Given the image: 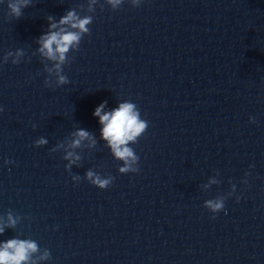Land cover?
<instances>
[{
  "label": "water",
  "instance_id": "95a60500",
  "mask_svg": "<svg viewBox=\"0 0 264 264\" xmlns=\"http://www.w3.org/2000/svg\"><path fill=\"white\" fill-rule=\"evenodd\" d=\"M8 2L0 222L15 224L0 241H34L27 264H264V0H28L19 18ZM67 9L92 19L60 85L37 38ZM102 100L133 101L148 121L129 142L137 173L99 138ZM79 128L96 144L71 147ZM68 151L80 159L66 168ZM88 169L112 184L91 185Z\"/></svg>",
  "mask_w": 264,
  "mask_h": 264
},
{
  "label": "clouds",
  "instance_id": "9594fccd",
  "mask_svg": "<svg viewBox=\"0 0 264 264\" xmlns=\"http://www.w3.org/2000/svg\"><path fill=\"white\" fill-rule=\"evenodd\" d=\"M113 8L117 7L121 0H108ZM134 5H139L140 0H132ZM28 0H9L7 8L13 16L19 18L21 10L26 6ZM90 16H79L74 9H67L59 19L49 15L47 17V31H44L37 38L39 45L37 51L52 61V65L47 70L55 72L57 83L60 85L68 83V78L62 74V65L66 60V53L70 48L79 45L83 34L89 31L87 25L91 22ZM107 100H102L92 111V116L96 118L99 125V138L105 142V146L110 149L114 158L122 160L123 163L118 168L121 174L139 172L138 161L140 157L130 146L129 142L135 143L148 127V121L141 116V112L136 103L130 100H120L114 107L108 108ZM3 109L0 108V111ZM249 122L254 123L255 118L249 116ZM88 140L89 146L96 144L93 135L84 128H79L73 133L71 147H78L82 141ZM36 145L46 144L45 138H40ZM65 159L69 168L73 163L80 159L78 154L68 151ZM10 161L5 160V164ZM80 177L73 176L72 180L77 181ZM84 179L91 185L105 189L112 184V179L103 177L91 169L86 170ZM246 182V181H245ZM239 199V197H237ZM204 206L213 214L224 210L222 199L207 200ZM226 211V210H225ZM15 220L11 214H8L7 223L0 222V234H3L5 227L13 226ZM37 251V245L34 241L27 239L11 238L6 241H0V264H27L30 261L31 253ZM48 253L45 252L39 259H46ZM35 264V261H31Z\"/></svg>",
  "mask_w": 264,
  "mask_h": 264
}]
</instances>
